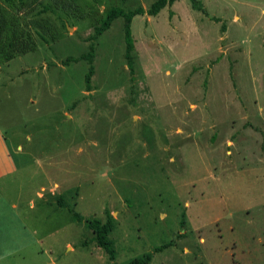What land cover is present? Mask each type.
<instances>
[{
  "label": "rangeland",
  "instance_id": "374dc122",
  "mask_svg": "<svg viewBox=\"0 0 264 264\" xmlns=\"http://www.w3.org/2000/svg\"><path fill=\"white\" fill-rule=\"evenodd\" d=\"M154 1L13 12L29 24L0 62V264H264V0L134 16L132 69L115 19L89 91L88 63H65L107 10ZM107 212L113 260L86 226Z\"/></svg>",
  "mask_w": 264,
  "mask_h": 264
},
{
  "label": "trees",
  "instance_id": "16d2710c",
  "mask_svg": "<svg viewBox=\"0 0 264 264\" xmlns=\"http://www.w3.org/2000/svg\"><path fill=\"white\" fill-rule=\"evenodd\" d=\"M17 1V3L15 2ZM38 0H0V62H4L14 55H19L26 51L25 41H23L22 35L25 26L29 23L25 20L24 16H15L13 12L19 11L20 8L25 9V14L32 11V8ZM55 6H59L60 0H53ZM176 0H155L149 8L144 11L142 7L136 8L134 10L125 11L120 7H113L105 12L104 18L101 20L100 24L95 27L93 35L89 36L90 44L87 53L80 55L74 59H67L72 61H85L88 63V70L85 74L84 81L86 90L89 91L91 76L94 73L93 58H94V43L97 38L109 29L111 23L117 18H123L125 20L124 24V58L129 69H132V56L131 52L133 50V39L130 31V23L134 16L144 15L154 17L166 6H171ZM193 3L195 0H191ZM16 3V4H15ZM46 9V8H45ZM201 10V8H198ZM25 54V53H23ZM60 206L62 203L59 199ZM74 219L78 222L82 221V217L72 210H70ZM104 222L99 220H91L86 222L87 228L91 231L93 235V240L97 246L102 247L107 253L110 260L114 259V250L112 247V242L108 238V233L112 231L114 227V219L109 212L106 213ZM183 221L181 224L183 225ZM170 244L156 248L154 251L159 252L167 248ZM151 261V254H145L143 257L134 260L129 264H149Z\"/></svg>",
  "mask_w": 264,
  "mask_h": 264
}]
</instances>
